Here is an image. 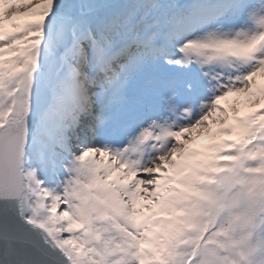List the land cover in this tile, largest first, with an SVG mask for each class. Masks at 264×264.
<instances>
[{
	"label": "snow or ice",
	"instance_id": "obj_1",
	"mask_svg": "<svg viewBox=\"0 0 264 264\" xmlns=\"http://www.w3.org/2000/svg\"><path fill=\"white\" fill-rule=\"evenodd\" d=\"M0 264H264V0H0Z\"/></svg>",
	"mask_w": 264,
	"mask_h": 264
},
{
	"label": "rangeland",
	"instance_id": "obj_2",
	"mask_svg": "<svg viewBox=\"0 0 264 264\" xmlns=\"http://www.w3.org/2000/svg\"><path fill=\"white\" fill-rule=\"evenodd\" d=\"M25 9H20V11H24ZM12 13H9V15H11ZM231 101L234 102V106L236 108L239 109V111L243 108V107H252V106H257L258 104L253 100H249L248 98H245V97H242V96H238V97H231L229 98ZM222 105H225L227 106L226 102L222 101L221 102ZM236 113H233L231 111V109H229V115H234ZM215 128V126H214ZM230 136H223V135H219V136H215L213 137L212 139H206L204 142L206 143H213V142H216L217 140H222V139H227L229 138Z\"/></svg>",
	"mask_w": 264,
	"mask_h": 264
}]
</instances>
